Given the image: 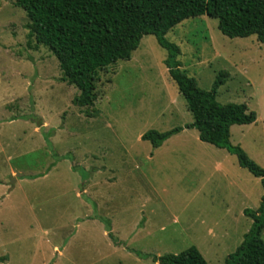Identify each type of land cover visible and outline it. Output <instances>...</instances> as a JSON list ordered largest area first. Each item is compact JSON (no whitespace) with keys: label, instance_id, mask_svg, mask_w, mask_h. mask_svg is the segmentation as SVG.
Instances as JSON below:
<instances>
[{"label":"rangeland","instance_id":"rangeland-1","mask_svg":"<svg viewBox=\"0 0 264 264\" xmlns=\"http://www.w3.org/2000/svg\"><path fill=\"white\" fill-rule=\"evenodd\" d=\"M28 23L15 0H0V264H160L191 247L225 264L252 227L244 212L260 207L262 182L195 129L158 149L142 140L194 122L156 37L99 72L89 116ZM218 23L189 19L166 38L201 89L224 73L217 100L257 114L232 127L231 142L264 169V45Z\"/></svg>","mask_w":264,"mask_h":264},{"label":"trees","instance_id":"trees-1","mask_svg":"<svg viewBox=\"0 0 264 264\" xmlns=\"http://www.w3.org/2000/svg\"><path fill=\"white\" fill-rule=\"evenodd\" d=\"M15 4L27 15L30 41L48 48L56 57L62 81L80 92L74 104L86 108L89 116L97 100L99 72L131 60L145 36L156 37L168 53L165 65L194 122L167 132L150 130L142 140L158 149L184 129H195L201 142L236 156L241 168L261 179L264 189V169L231 142V128L256 123L257 114L246 104L224 105L217 100L219 88L226 83L224 73L212 90L201 89L197 80L182 70L180 47L166 38L183 22L207 16L218 20L224 36H256L264 45V0H15ZM244 214L253 221L252 227L225 264H264V195L257 210L247 209ZM4 261L0 258V263ZM154 261L208 264L196 247L179 255L155 257Z\"/></svg>","mask_w":264,"mask_h":264},{"label":"crops","instance_id":"crops-1","mask_svg":"<svg viewBox=\"0 0 264 264\" xmlns=\"http://www.w3.org/2000/svg\"><path fill=\"white\" fill-rule=\"evenodd\" d=\"M231 130H232V128H231ZM232 136V135H231ZM219 167H220V165H218Z\"/></svg>","mask_w":264,"mask_h":264}]
</instances>
